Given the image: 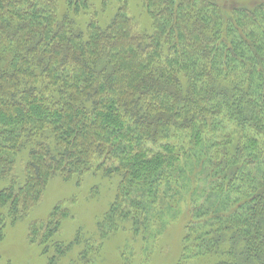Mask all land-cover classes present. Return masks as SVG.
<instances>
[{
  "label": "trees",
  "instance_id": "obj_1",
  "mask_svg": "<svg viewBox=\"0 0 264 264\" xmlns=\"http://www.w3.org/2000/svg\"><path fill=\"white\" fill-rule=\"evenodd\" d=\"M230 1L141 0L145 33L127 4L80 29L59 0H0V232L51 179L110 164L106 221L184 209L176 264H264V0ZM58 219L34 242L49 264L69 253Z\"/></svg>",
  "mask_w": 264,
  "mask_h": 264
},
{
  "label": "rangeland",
  "instance_id": "obj_2",
  "mask_svg": "<svg viewBox=\"0 0 264 264\" xmlns=\"http://www.w3.org/2000/svg\"><path fill=\"white\" fill-rule=\"evenodd\" d=\"M71 1L79 0H59V14L69 13L80 29L93 14H97L99 25L106 27L119 7L127 4V16L136 21L138 29L152 32V22L141 0H121V4L117 0H83L89 7L79 10L78 15H75V7L69 5ZM234 2L238 3L230 1ZM21 160H25L23 155L17 158V173L22 180ZM108 169H112V165L105 164L101 170L96 166L82 180L65 181L60 176L51 179L43 198L28 214L15 223L6 221L0 232V264H49L53 253L43 254V247L34 242L48 233L54 213L59 218V240L69 249L58 264H87L97 254L93 264H176L189 215L183 209L176 221L170 223L169 216L158 220L151 213L147 230L141 231L117 218L112 223L106 221L119 184L118 175L105 173ZM5 186L4 182L0 183V194ZM33 225H37L35 236L31 232Z\"/></svg>",
  "mask_w": 264,
  "mask_h": 264
}]
</instances>
